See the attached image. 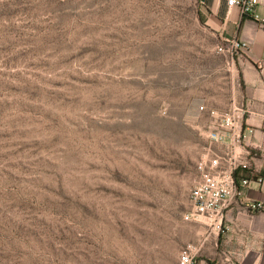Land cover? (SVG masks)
Returning a JSON list of instances; mask_svg holds the SVG:
<instances>
[{
	"label": "rangeland",
	"instance_id": "obj_1",
	"mask_svg": "<svg viewBox=\"0 0 264 264\" xmlns=\"http://www.w3.org/2000/svg\"><path fill=\"white\" fill-rule=\"evenodd\" d=\"M201 0H0V264H178L240 90Z\"/></svg>",
	"mask_w": 264,
	"mask_h": 264
},
{
	"label": "crops",
	"instance_id": "obj_2",
	"mask_svg": "<svg viewBox=\"0 0 264 264\" xmlns=\"http://www.w3.org/2000/svg\"><path fill=\"white\" fill-rule=\"evenodd\" d=\"M201 3V14L219 44L228 39L247 44L246 50L230 56L236 64L240 84L237 99L232 104L244 106V118L225 143L208 140L206 151L211 149L221 156L224 167L231 164L233 155H238L249 169L240 163L234 171L241 195L231 197L225 206L223 231L212 230L199 221L186 222L189 237L185 246L191 245L201 264L224 258L226 264H264V208L250 212L245 206L250 202L264 205V181L255 180L258 175L264 178V29L237 7H228L226 0H201ZM257 13L264 17V8L258 7ZM232 104L215 109L226 110ZM205 116L206 126L208 118ZM243 179L249 180L248 186H242Z\"/></svg>",
	"mask_w": 264,
	"mask_h": 264
},
{
	"label": "built area",
	"instance_id": "obj_3",
	"mask_svg": "<svg viewBox=\"0 0 264 264\" xmlns=\"http://www.w3.org/2000/svg\"><path fill=\"white\" fill-rule=\"evenodd\" d=\"M226 3L228 7H237L243 15L252 17L264 29V17L257 13L258 7L264 8V0H226ZM246 48V43L228 39L222 41L216 50L219 54L235 56ZM199 110L207 115V138L213 143H225L228 136L234 134L236 126L240 125L246 111L244 106L234 104L226 110L209 108L205 105L200 106ZM236 139L240 140V136H237ZM233 156L231 164L224 167L222 157L212 153L211 149L203 153L197 163L199 179L189 193L190 208L183 217L185 222L199 221L212 230L223 231L224 208L231 197L241 195V190L234 178V171L242 162H240L238 155ZM233 156L230 155L228 158L231 159ZM241 166L249 169L247 163H242ZM255 180L262 183L264 178L258 175ZM241 184L243 187L248 186L249 180L243 179ZM245 206L250 212L260 211L264 208L261 202H250ZM226 262L227 259L224 258L209 264H226ZM178 264L201 263L193 254L191 245H186L179 254Z\"/></svg>",
	"mask_w": 264,
	"mask_h": 264
},
{
	"label": "trees",
	"instance_id": "obj_4",
	"mask_svg": "<svg viewBox=\"0 0 264 264\" xmlns=\"http://www.w3.org/2000/svg\"><path fill=\"white\" fill-rule=\"evenodd\" d=\"M235 178V177H234ZM236 181V180H235ZM237 183V182H236Z\"/></svg>",
	"mask_w": 264,
	"mask_h": 264
}]
</instances>
